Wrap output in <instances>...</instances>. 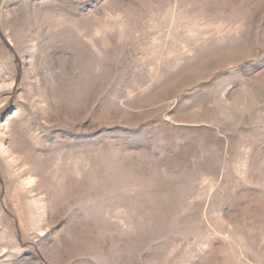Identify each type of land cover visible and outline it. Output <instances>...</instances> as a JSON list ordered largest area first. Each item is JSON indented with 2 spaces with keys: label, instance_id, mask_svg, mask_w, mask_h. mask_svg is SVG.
I'll return each mask as SVG.
<instances>
[{
  "label": "rangeland",
  "instance_id": "obj_1",
  "mask_svg": "<svg viewBox=\"0 0 264 264\" xmlns=\"http://www.w3.org/2000/svg\"><path fill=\"white\" fill-rule=\"evenodd\" d=\"M0 264H264V0H0Z\"/></svg>",
  "mask_w": 264,
  "mask_h": 264
}]
</instances>
